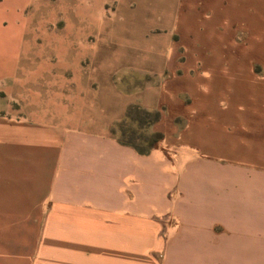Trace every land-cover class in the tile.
Listing matches in <instances>:
<instances>
[{"label":"rangeland","instance_id":"374dc122","mask_svg":"<svg viewBox=\"0 0 264 264\" xmlns=\"http://www.w3.org/2000/svg\"><path fill=\"white\" fill-rule=\"evenodd\" d=\"M0 71H23L24 112L34 91L55 124L191 178L213 159L192 136L264 130V0H0Z\"/></svg>","mask_w":264,"mask_h":264},{"label":"crops","instance_id":"0c3cea01","mask_svg":"<svg viewBox=\"0 0 264 264\" xmlns=\"http://www.w3.org/2000/svg\"><path fill=\"white\" fill-rule=\"evenodd\" d=\"M23 89L0 71V264H264L263 127L192 136L222 164L165 178L159 153L55 124L32 90L24 112Z\"/></svg>","mask_w":264,"mask_h":264}]
</instances>
